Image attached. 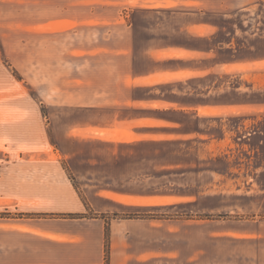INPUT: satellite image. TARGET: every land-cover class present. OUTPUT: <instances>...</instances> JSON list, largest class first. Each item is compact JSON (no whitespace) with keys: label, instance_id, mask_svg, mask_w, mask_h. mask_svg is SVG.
Listing matches in <instances>:
<instances>
[{"label":"rangeland","instance_id":"374dc122","mask_svg":"<svg viewBox=\"0 0 264 264\" xmlns=\"http://www.w3.org/2000/svg\"><path fill=\"white\" fill-rule=\"evenodd\" d=\"M0 264H264V0H0Z\"/></svg>","mask_w":264,"mask_h":264},{"label":"crops","instance_id":"0c3cea01","mask_svg":"<svg viewBox=\"0 0 264 264\" xmlns=\"http://www.w3.org/2000/svg\"><path fill=\"white\" fill-rule=\"evenodd\" d=\"M152 62L156 64V63H159L160 61L158 59L156 60L152 59ZM129 63H130V67H129L128 73H129L132 83H129L128 85L124 84L123 88L125 87V89H130L131 91L133 90V88L139 87V86L152 87L155 85L163 84L161 81L151 82V79L158 76L159 74L169 73V71H171L168 69H162L161 67H158V66H153L152 68H150L149 70L145 72H137L135 71V68H134V63H135L134 54H132V59L129 60ZM174 73H175V70H174ZM131 85H133L132 89H131ZM138 101H141L140 103H143L142 101H168V100L162 99L157 96H143L139 98L128 96V97L123 98L121 101H117V100L115 101L113 100L112 101H88V103H85L83 107L84 108H94V107H100V106H111V107L128 106V105L136 104L138 103ZM105 102H108V103L106 104ZM21 254L20 253L17 254V258L15 262L17 263H55L54 260H52L51 258L43 261L40 254L37 255V258L36 256L29 255L27 253H25L24 256ZM120 254H121V257L123 258L121 263H128L130 259L124 249L120 252Z\"/></svg>","mask_w":264,"mask_h":264},{"label":"trees","instance_id":"16d2710c","mask_svg":"<svg viewBox=\"0 0 264 264\" xmlns=\"http://www.w3.org/2000/svg\"><path fill=\"white\" fill-rule=\"evenodd\" d=\"M220 62H221V63H226L227 60H223V61H220ZM197 94L204 95L203 92H197ZM219 96H220V97L215 98V99L210 100V101H230V100L228 99V96H227L226 94L219 95ZM200 101H207V100H202V99H200ZM211 104H212V105H216V104H218V103H211ZM107 233H108V229L106 228V229H105V235H107ZM105 247H106V248L108 247L107 242H106V244H105Z\"/></svg>","mask_w":264,"mask_h":264}]
</instances>
